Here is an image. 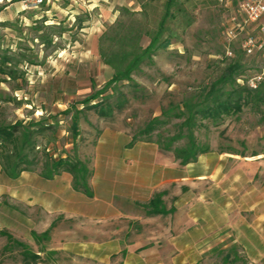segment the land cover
<instances>
[{"label":"rangeland","instance_id":"obj_1","mask_svg":"<svg viewBox=\"0 0 264 264\" xmlns=\"http://www.w3.org/2000/svg\"><path fill=\"white\" fill-rule=\"evenodd\" d=\"M22 1H0V54L8 58L0 59L16 73L13 78L0 72V125L53 124L55 132L46 134L50 153L76 155L88 165L92 196L74 191L68 173L48 182L38 172L10 180L0 170V264H104L102 247L96 243L102 220H97L104 217L103 224L107 223L111 216L105 213L114 204L135 214L133 219L121 218L138 221L133 224L137 227L139 221H148L143 219L148 200L158 193L164 209L173 208L179 186L175 182L160 186L158 179L162 170L170 179L177 165L185 176L199 172L206 176L201 184L186 180V198L222 190L259 193L256 264H264V102H249L216 124L197 120L193 134L208 147L198 156L199 163L181 165L157 144L158 135L163 141L177 134L182 120L173 114L229 63L241 65L238 86L259 74V54L247 56L241 45L246 37H260L264 21L244 24V31L227 44L231 19L243 24L238 0H178L172 8L175 18L166 19L163 37L171 36L169 44L133 71L130 81L109 85L118 55L148 44L147 32L157 29L165 0H136L138 9L122 7L113 22L100 24L95 11L84 10L73 0H55L29 10L22 8ZM227 47L231 56L226 55ZM98 102L110 108L108 116L91 108ZM163 109L168 111L165 117ZM154 118L165 124L153 130L151 138H140ZM183 145V140L174 144ZM126 157L134 166L105 164ZM126 196L131 202L124 200ZM229 251L227 261L218 255L203 264H250L236 245ZM109 264H118L117 259L111 258Z\"/></svg>","mask_w":264,"mask_h":264},{"label":"crops","instance_id":"obj_2","mask_svg":"<svg viewBox=\"0 0 264 264\" xmlns=\"http://www.w3.org/2000/svg\"><path fill=\"white\" fill-rule=\"evenodd\" d=\"M72 3L83 5L84 10L95 11L100 18L97 24L113 22L122 7L136 10L139 6L136 0H73ZM105 162L121 168L134 166V162L127 157ZM196 162L199 163L198 160ZM177 166L171 172L170 179L167 170H162L164 175L158 179L160 186L170 182L179 186L174 207L165 208L166 214H144L146 217L143 219L148 221L140 218L136 227L133 224L138 221H124L121 218L133 219L136 218L135 214L126 209L120 211L112 204L110 212L105 213L111 216L107 223L103 224L104 217L97 220H102L96 240L102 247V263L109 264L111 258H116L118 264H203L218 255L227 261L226 258L231 256L229 249L235 245L238 253L246 256L250 264L259 262V193H224L222 190L213 194L191 193V198H186V180L192 179L201 184L206 176L203 172L185 176L183 167ZM26 173L23 172L20 177ZM59 176L46 181L56 182ZM128 180L123 183L125 190L129 188ZM143 184L139 185L140 188ZM124 200L131 202L128 196ZM109 248L112 249L110 252Z\"/></svg>","mask_w":264,"mask_h":264},{"label":"trees","instance_id":"obj_3","mask_svg":"<svg viewBox=\"0 0 264 264\" xmlns=\"http://www.w3.org/2000/svg\"><path fill=\"white\" fill-rule=\"evenodd\" d=\"M178 0H165L164 13L153 33L147 32L149 42L146 46L137 45L131 51L121 52L117 57V66L109 85H114L120 81H130L133 71L139 69L145 60H149L156 50L169 44L170 37L164 33L166 29V19H174L172 8L176 6ZM176 8L175 10H177ZM127 10L126 8L124 9ZM2 60L8 59L0 54ZM241 65L238 62L229 63L221 75L209 85L205 86L199 95L190 101L184 102L183 109L174 113L173 117L181 119L182 124L178 128L177 134L163 141L158 135L157 144L162 150L171 152L181 165H186L197 160L198 156L208 152V147L201 146L194 134L193 127L197 120L211 121L214 124L221 120L223 116L236 114L241 111L243 105L264 102V83H260L256 89H250L247 85H236V77L241 73ZM0 72L15 77V72L4 66V61L0 59ZM106 102V101H105ZM103 102L92 105L93 110L101 116H108L111 111L108 107L103 108ZM121 108V103H117ZM168 115V111L161 112V116ZM73 137L77 136V121H72ZM165 121L159 118L152 119L145 127V130L138 136L141 138H151V132ZM186 130V133H184ZM55 127L48 123H29L28 126L17 122L11 125H0V170L10 180H16L23 172H38L44 180H52L61 173H68L72 177V189L91 197L92 193L88 184L91 171L88 165L81 161L76 155H65L55 157L50 153L46 134H53ZM45 139V143H41ZM183 140L184 145L175 147L174 144ZM75 148V147H74ZM161 194L158 193L148 203L146 215L166 214L162 205ZM46 234V233H45ZM34 258L36 256L34 255Z\"/></svg>","mask_w":264,"mask_h":264},{"label":"built area","instance_id":"obj_4","mask_svg":"<svg viewBox=\"0 0 264 264\" xmlns=\"http://www.w3.org/2000/svg\"><path fill=\"white\" fill-rule=\"evenodd\" d=\"M52 1L55 0H23L22 6L25 10L39 9L42 5ZM238 11L243 17V24L236 23L234 19H231L232 27L226 31L227 44L244 31V24L262 23L264 21V0H238ZM259 34V38L246 37L241 45L245 55L252 56L258 53L261 58L259 74L247 81V86L250 89H256L260 83H264V24H261ZM226 55H232L228 47L226 48Z\"/></svg>","mask_w":264,"mask_h":264},{"label":"bare ground","instance_id":"obj_5","mask_svg":"<svg viewBox=\"0 0 264 264\" xmlns=\"http://www.w3.org/2000/svg\"><path fill=\"white\" fill-rule=\"evenodd\" d=\"M1 1V0H0Z\"/></svg>","mask_w":264,"mask_h":264}]
</instances>
